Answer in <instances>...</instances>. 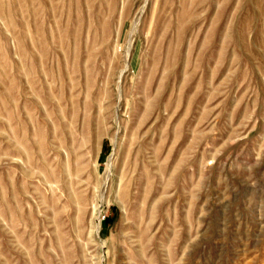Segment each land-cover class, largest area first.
I'll list each match as a JSON object with an SVG mask.
<instances>
[{
	"label": "rangeland",
	"instance_id": "obj_1",
	"mask_svg": "<svg viewBox=\"0 0 264 264\" xmlns=\"http://www.w3.org/2000/svg\"><path fill=\"white\" fill-rule=\"evenodd\" d=\"M0 264H264V0H0Z\"/></svg>",
	"mask_w": 264,
	"mask_h": 264
}]
</instances>
